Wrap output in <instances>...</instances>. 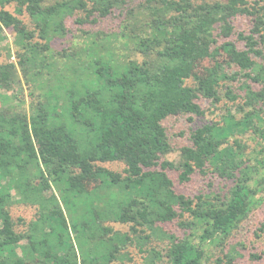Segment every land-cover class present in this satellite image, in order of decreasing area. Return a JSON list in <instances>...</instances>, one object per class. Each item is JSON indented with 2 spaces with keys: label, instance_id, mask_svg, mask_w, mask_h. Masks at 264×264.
<instances>
[{
  "label": "trees",
  "instance_id": "1",
  "mask_svg": "<svg viewBox=\"0 0 264 264\" xmlns=\"http://www.w3.org/2000/svg\"><path fill=\"white\" fill-rule=\"evenodd\" d=\"M0 6V42L10 30L16 47V62L0 64V264L124 263L128 249L141 264H237L230 238L264 193V0ZM107 20L112 29L100 30ZM203 101L219 120L194 129L180 161H168L162 122L203 117ZM169 172L180 184L196 174L225 184L190 198ZM14 205L36 210L18 220L22 231ZM176 221L182 238L162 227ZM257 231L264 239V221Z\"/></svg>",
  "mask_w": 264,
  "mask_h": 264
},
{
  "label": "rangeland",
  "instance_id": "2",
  "mask_svg": "<svg viewBox=\"0 0 264 264\" xmlns=\"http://www.w3.org/2000/svg\"><path fill=\"white\" fill-rule=\"evenodd\" d=\"M4 10L13 14L14 5H6L4 7ZM20 18H22L24 22L28 23V20L25 17ZM110 22L111 20H107L104 23H101L99 26L100 30L112 29L113 23L110 24ZM234 25L237 30H247L250 27V21L247 18H239L234 22ZM3 38L4 39H1L0 42V64H5L8 62L15 63L16 59L14 53L16 51V47L14 45V33L10 30H4ZM68 40V38L59 39L53 43V47L57 51L63 49L67 46ZM238 46L240 45L238 44ZM220 51V54L223 58V52L222 50ZM209 64L211 63H205V65ZM21 84L22 89L17 88V95L19 98L24 100V104H26V107L29 102V90L27 86L22 82V79ZM201 106L205 110V115L201 118L193 117L191 121H188V116H175L170 117L162 122V126L165 128L168 136L170 137V143L172 146V151L165 157V159H167L168 161L174 163H178L180 161V150L182 147L190 145L189 135L194 129L201 126L205 122L219 120L220 111H213L214 108L210 106L208 101H203L201 103ZM221 106L222 104L220 103L219 105H217L216 109ZM249 145L251 147L254 144L251 143ZM102 166L115 172H121L123 169V166L120 163H107L103 164ZM169 175L174 182V190L177 193L183 194L190 198L197 196L200 193L218 190L225 184L224 181L215 176L213 177L212 175H208L206 177H203L199 176L198 174L194 175L188 183L180 184L177 181L176 173L169 172ZM209 184H211L210 189L208 186ZM260 196L262 197V203L260 204V206H257L255 210H253L249 214L247 219L243 221L239 229L230 238L231 246H233L240 255L239 257L237 256V259L235 261L237 264H264V239L262 237H258L257 235L259 234L257 229L259 225L264 221V193H262ZM35 213L36 210L33 207L14 205L10 208V215L12 217V220L17 224V231H22L24 228L20 225L18 220H22L26 224L34 218ZM111 226L115 230L121 232L128 231L127 226H121L118 224H112ZM162 227L178 238H182L185 234V232L178 227L177 221L171 224L162 225ZM155 244L157 245L158 249H161L164 246L163 244ZM128 251L132 256L131 262H115L114 264H141L142 260L140 255H138L133 249H128ZM213 252L217 253L218 251L214 250ZM252 254L260 256V259H252Z\"/></svg>",
  "mask_w": 264,
  "mask_h": 264
}]
</instances>
